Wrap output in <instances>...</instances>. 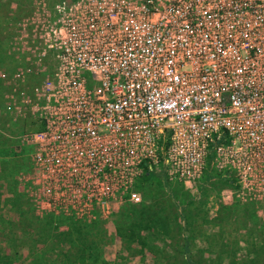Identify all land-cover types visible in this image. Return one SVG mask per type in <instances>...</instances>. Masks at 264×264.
Returning a JSON list of instances; mask_svg holds the SVG:
<instances>
[{"label": "built area", "instance_id": "2783aa9c", "mask_svg": "<svg viewBox=\"0 0 264 264\" xmlns=\"http://www.w3.org/2000/svg\"><path fill=\"white\" fill-rule=\"evenodd\" d=\"M32 9L10 43L20 83L5 111L18 97L32 103L37 128L25 140L51 200L90 213L134 199L149 165L194 192L210 169L226 198L264 201V0Z\"/></svg>", "mask_w": 264, "mask_h": 264}, {"label": "rangeland", "instance_id": "374dc122", "mask_svg": "<svg viewBox=\"0 0 264 264\" xmlns=\"http://www.w3.org/2000/svg\"><path fill=\"white\" fill-rule=\"evenodd\" d=\"M34 2L0 0V264H190L187 240L196 264H264V201L226 198L229 185L211 180L210 169L197 192L154 170L138 178L134 199L90 213L50 199L25 140L37 128L32 103L18 97L15 112L5 111L11 82L20 83L11 76L18 65L10 43ZM118 227L136 239L120 237Z\"/></svg>", "mask_w": 264, "mask_h": 264}, {"label": "trees", "instance_id": "16d2710c", "mask_svg": "<svg viewBox=\"0 0 264 264\" xmlns=\"http://www.w3.org/2000/svg\"><path fill=\"white\" fill-rule=\"evenodd\" d=\"M71 1H73V0H59V2H61V3H69ZM1 54L3 57V53H1ZM154 170H155L154 168H151L149 165H147L145 167V171H144L141 179L147 180L151 175H153ZM160 173L162 175H164V172H160ZM183 224L187 225L184 217H183ZM117 231H118L119 236L122 238L129 239V240L136 239L135 234H134L132 229L125 228V227H118ZM184 255H185V258L190 262V264H196L192 254L190 252V249L188 247V240L186 241V246L184 248Z\"/></svg>", "mask_w": 264, "mask_h": 264}]
</instances>
